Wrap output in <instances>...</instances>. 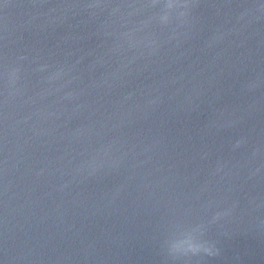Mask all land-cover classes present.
Returning a JSON list of instances; mask_svg holds the SVG:
<instances>
[{"label": "water", "instance_id": "water-1", "mask_svg": "<svg viewBox=\"0 0 264 264\" xmlns=\"http://www.w3.org/2000/svg\"><path fill=\"white\" fill-rule=\"evenodd\" d=\"M0 264H264V0H0Z\"/></svg>", "mask_w": 264, "mask_h": 264}, {"label": "clouds", "instance_id": "clouds-1", "mask_svg": "<svg viewBox=\"0 0 264 264\" xmlns=\"http://www.w3.org/2000/svg\"><path fill=\"white\" fill-rule=\"evenodd\" d=\"M190 247H192L193 250H195V248H196L197 246H196V245H192V244H190Z\"/></svg>", "mask_w": 264, "mask_h": 264}]
</instances>
